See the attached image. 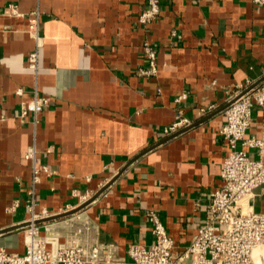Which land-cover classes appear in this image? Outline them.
I'll return each instance as SVG.
<instances>
[{"label":"crops","instance_id":"crops-1","mask_svg":"<svg viewBox=\"0 0 264 264\" xmlns=\"http://www.w3.org/2000/svg\"><path fill=\"white\" fill-rule=\"evenodd\" d=\"M10 4L23 16L5 12ZM147 4L0 0V245L9 252L26 248L33 148L50 170L35 186L36 211L75 207L87 195L93 239L121 258L131 244L154 242L147 210L159 214L176 252L197 232L230 153L220 135L229 91L247 78L264 82V6L160 0L158 17L142 27ZM35 12L39 44L29 31ZM146 40L158 50L156 76L137 74ZM34 51L38 69L29 66ZM35 92L49 105L22 123L21 105ZM180 111L192 124L163 134ZM263 131L264 108H256L247 137ZM49 222L65 233L64 222Z\"/></svg>","mask_w":264,"mask_h":264},{"label":"built area","instance_id":"built-area-1","mask_svg":"<svg viewBox=\"0 0 264 264\" xmlns=\"http://www.w3.org/2000/svg\"><path fill=\"white\" fill-rule=\"evenodd\" d=\"M264 6V0H252ZM148 6L138 16L140 26L146 27L160 13V0H148ZM5 12L23 16L17 6L10 4ZM30 20V35L39 44L41 40L39 14ZM146 65L137 74L151 77L158 74V50L149 40L143 48ZM39 53L29 55V66L38 69ZM19 90L17 93H20ZM186 95L176 99L180 102ZM49 98L35 92L33 98L22 103L18 118L22 123L32 114L35 117L49 105ZM211 105L208 109H211ZM256 108H264V82L247 78L229 91L225 109V123L220 128L221 137L229 144L221 172V185L208 193V204L202 223L192 240L176 252L174 239L169 235L161 217L154 210H147L146 217L152 224L155 237L151 246L131 244L127 256L120 257L116 248L94 240L92 234L97 225L83 209L88 201L81 195L80 205L66 206L57 212L43 209L36 211L35 186L42 172L50 173L47 166L38 161L36 149L29 150L27 159L33 162V184L27 204L30 212L24 228L25 252H9L0 245V264H264V211L258 200L264 197V131L261 137H247L253 123ZM207 111L206 108L202 109ZM192 124L191 119L180 111L177 118L163 129L172 135ZM255 151L253 156L250 152ZM16 202L12 207L16 208ZM75 211V212H74ZM48 219L64 222V234H54ZM52 221V220H50Z\"/></svg>","mask_w":264,"mask_h":264},{"label":"rangeland","instance_id":"rangeland-1","mask_svg":"<svg viewBox=\"0 0 264 264\" xmlns=\"http://www.w3.org/2000/svg\"><path fill=\"white\" fill-rule=\"evenodd\" d=\"M258 206H260V210L264 211V197L258 200Z\"/></svg>","mask_w":264,"mask_h":264},{"label":"water","instance_id":"water-1","mask_svg":"<svg viewBox=\"0 0 264 264\" xmlns=\"http://www.w3.org/2000/svg\"><path fill=\"white\" fill-rule=\"evenodd\" d=\"M86 205H87V204L82 205V206H81L80 208H78L76 211H79V210L83 209ZM74 212H75V211H74ZM50 220H53V219H48V220H45V221H50Z\"/></svg>","mask_w":264,"mask_h":264}]
</instances>
